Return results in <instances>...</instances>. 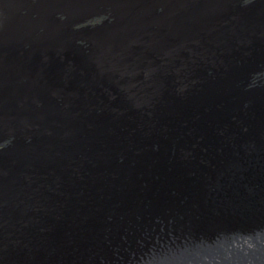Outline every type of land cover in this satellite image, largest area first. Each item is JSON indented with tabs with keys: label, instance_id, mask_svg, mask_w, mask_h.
Segmentation results:
<instances>
[{
	"label": "water",
	"instance_id": "1",
	"mask_svg": "<svg viewBox=\"0 0 264 264\" xmlns=\"http://www.w3.org/2000/svg\"><path fill=\"white\" fill-rule=\"evenodd\" d=\"M0 264H264V0H0Z\"/></svg>",
	"mask_w": 264,
	"mask_h": 264
},
{
	"label": "bare ground",
	"instance_id": "2",
	"mask_svg": "<svg viewBox=\"0 0 264 264\" xmlns=\"http://www.w3.org/2000/svg\"><path fill=\"white\" fill-rule=\"evenodd\" d=\"M10 252H12V251L10 250Z\"/></svg>",
	"mask_w": 264,
	"mask_h": 264
}]
</instances>
